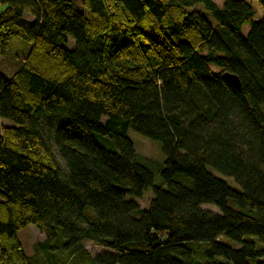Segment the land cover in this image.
<instances>
[{"label": "trees", "instance_id": "trees-1", "mask_svg": "<svg viewBox=\"0 0 264 264\" xmlns=\"http://www.w3.org/2000/svg\"><path fill=\"white\" fill-rule=\"evenodd\" d=\"M0 5V62L29 44L0 72V264H264V16L242 0ZM129 128L159 143L158 184Z\"/></svg>", "mask_w": 264, "mask_h": 264}, {"label": "rangeland", "instance_id": "rangeland-1", "mask_svg": "<svg viewBox=\"0 0 264 264\" xmlns=\"http://www.w3.org/2000/svg\"><path fill=\"white\" fill-rule=\"evenodd\" d=\"M76 5L81 6V0H71ZM215 4L218 7H222L224 0H213ZM249 4L254 12V20L259 21L263 18L264 13L260 6V4L257 2V0H242ZM4 5H0V11L4 9ZM194 9L201 10L202 7L200 5H197L194 7ZM250 26L245 25L242 28L243 34H247L249 31ZM22 44L27 47V50L29 48V44H26L22 42L20 39H13L9 43V49L7 50V54L5 55L4 59L0 62V72L5 74L6 76H11L15 73V71L18 69L19 65L22 63L23 57L26 55L25 52L27 50H23ZM73 47V42L69 41L67 48L71 49ZM214 71H217V69L212 68ZM3 126H14V124L8 120L1 119L0 118V130ZM127 137L131 140L133 144L134 151L136 153V156L138 159L142 160L147 167L151 170L155 183H159V171L163 165L164 162V156L162 154L161 148L159 143L152 141L148 138H145L136 132H134L131 128L127 131ZM97 141L102 143L100 137H96ZM105 145H109L111 147L110 143H103ZM211 173L215 175L216 177L224 180L231 188L238 189V186L235 184V182L231 178L224 177L220 175L219 173L212 171ZM152 197L151 189H148L143 193V196L141 199L137 200V203L140 207L146 208L149 202V199ZM205 209H208L213 212H217L216 208L212 206H203ZM18 239L25 251V253L29 257H35L36 256V249L35 244L40 243L44 240V236L40 233L36 227L33 225H28L21 229L18 232ZM224 242L229 243L227 240L222 239ZM233 247H236V244H231ZM85 248L92 254L96 255L102 251L100 247L97 245L85 242Z\"/></svg>", "mask_w": 264, "mask_h": 264}, {"label": "water", "instance_id": "water-1", "mask_svg": "<svg viewBox=\"0 0 264 264\" xmlns=\"http://www.w3.org/2000/svg\"><path fill=\"white\" fill-rule=\"evenodd\" d=\"M222 78L223 80L228 83L231 87L233 88H238L239 85H240V81H239V78L234 75V74H231L229 72H224L222 74Z\"/></svg>", "mask_w": 264, "mask_h": 264}]
</instances>
